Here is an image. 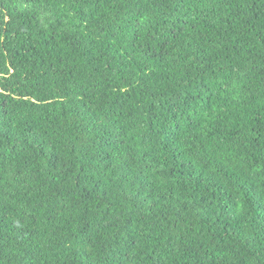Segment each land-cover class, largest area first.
Instances as JSON below:
<instances>
[{
	"label": "trees",
	"instance_id": "trees-1",
	"mask_svg": "<svg viewBox=\"0 0 264 264\" xmlns=\"http://www.w3.org/2000/svg\"><path fill=\"white\" fill-rule=\"evenodd\" d=\"M0 264H264V0H0Z\"/></svg>",
	"mask_w": 264,
	"mask_h": 264
}]
</instances>
